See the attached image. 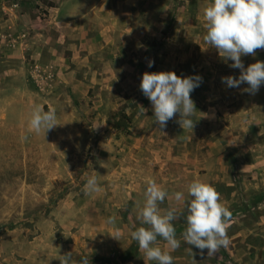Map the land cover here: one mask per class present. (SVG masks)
Returning a JSON list of instances; mask_svg holds the SVG:
<instances>
[{"label":"rangeland","instance_id":"rangeland-1","mask_svg":"<svg viewBox=\"0 0 264 264\" xmlns=\"http://www.w3.org/2000/svg\"><path fill=\"white\" fill-rule=\"evenodd\" d=\"M57 2L0 0V28L27 13L48 26ZM210 2L86 0V18L39 36L35 48L28 34L6 42L0 33V44L24 57L0 59V264H60L67 253L90 264H156L130 235L145 226L139 210L148 179L168 192L161 211H177L173 264H264V84L251 95L247 84L222 83L240 70L203 39ZM241 59L245 68L264 62V50ZM161 71L202 77L190 94L192 130L180 127L179 114L163 129L154 123L139 85L145 72ZM21 89L28 95L20 97ZM36 107L54 109L58 125L31 132ZM93 175L100 191L85 194ZM197 179L213 185L232 213L230 244L214 256L182 240L187 187Z\"/></svg>","mask_w":264,"mask_h":264},{"label":"clouds","instance_id":"clouds-1","mask_svg":"<svg viewBox=\"0 0 264 264\" xmlns=\"http://www.w3.org/2000/svg\"><path fill=\"white\" fill-rule=\"evenodd\" d=\"M206 34L204 41L218 51L225 61L231 60L230 67L240 70L238 78L222 77V83L229 88L248 87L243 91L255 95L264 84V62L257 60L246 68L242 56H255L257 50H264V0H211L202 10ZM154 61H148L151 68ZM202 77H180L174 71L145 72L140 82V90L152 104L154 123L161 129L167 126L177 114L176 121L184 129H193L191 117L196 111L191 93L200 86ZM141 110L146 111L142 106ZM58 125L54 109L45 111L36 107L29 120V130L36 134L46 133ZM26 140L27 136L21 138ZM85 194L100 191L96 175L89 177L84 185ZM186 228L182 240L199 249L201 255L207 250L208 256H214L220 248H227L230 239L227 229L232 213L220 199V193L210 183L193 180L187 187ZM145 201L139 210L142 225L131 231V239L137 242L139 250L148 261L156 264H173L172 251L181 246L176 238L172 223L177 219L175 208L161 211L159 205L164 203L168 192L153 179L146 181ZM174 198L183 201L184 194L176 192ZM108 224L115 223V217H109ZM119 235V233H117ZM115 238V237H113ZM166 248L159 246L160 239ZM117 239V238H115ZM192 253V249H187ZM193 254V253H192ZM60 264H90L88 256L73 259L71 253L60 256Z\"/></svg>","mask_w":264,"mask_h":264},{"label":"crops","instance_id":"crops-1","mask_svg":"<svg viewBox=\"0 0 264 264\" xmlns=\"http://www.w3.org/2000/svg\"><path fill=\"white\" fill-rule=\"evenodd\" d=\"M80 7H83V8L85 7L86 10L83 12H80L75 9V8H80ZM49 8L51 10V15H50V20H49L50 25L46 26L45 24L44 26V25L39 24L40 23L39 21H42L40 17L35 16V15L32 16L31 14L27 13L20 17L19 25L17 24L15 26L12 25V26L1 27L0 33L5 36L13 34V33H20V34L25 33L26 35L28 34L30 37L26 40V43H28L31 48H35V46L40 44L41 42L39 36H42V35L49 36L50 34L54 33L55 30L57 31L60 30L59 28H62V25L64 23L66 24V25L64 24V26L68 27L70 22L72 21L74 22L76 20L82 21L84 17L85 16L87 17L89 14L88 13L89 4L88 5L86 4V0H82V1L67 0L64 2L63 0L62 1L60 0V2L59 3L57 2L55 6H50ZM72 26L73 25H71V27ZM5 41L10 42V38L7 36ZM7 47L0 44L1 61H3L6 65L12 64V61H15V60L24 62L23 56L21 57V55L11 54L9 52L11 50H9ZM16 73H18V71H16ZM7 74L9 75L8 77H5V78L13 77V73H7ZM18 93L20 97H24L28 95V93L22 89L19 90Z\"/></svg>","mask_w":264,"mask_h":264}]
</instances>
